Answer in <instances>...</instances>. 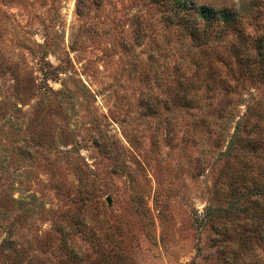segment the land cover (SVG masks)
Instances as JSON below:
<instances>
[{
	"label": "rangeland",
	"instance_id": "374dc122",
	"mask_svg": "<svg viewBox=\"0 0 264 264\" xmlns=\"http://www.w3.org/2000/svg\"><path fill=\"white\" fill-rule=\"evenodd\" d=\"M187 2L247 39L158 0H0V264H264L263 212L202 220L239 185L237 122L262 125L264 0Z\"/></svg>",
	"mask_w": 264,
	"mask_h": 264
},
{
	"label": "trees",
	"instance_id": "16d2710c",
	"mask_svg": "<svg viewBox=\"0 0 264 264\" xmlns=\"http://www.w3.org/2000/svg\"><path fill=\"white\" fill-rule=\"evenodd\" d=\"M162 4L170 6L173 17L183 23L196 41L206 44L214 38L224 39L234 34L241 40L247 39L244 26L240 18H245L236 9H215L211 6L196 7L193 2L187 0H158ZM188 16V18H187ZM256 45V53L261 58V76L264 79V36L260 35L253 41ZM240 59H243L241 57ZM242 65H247L248 60H241ZM263 111V110H262ZM252 113L237 122L235 132L230 137L227 151L223 154L225 160L232 169L230 180H238L239 185L229 186L225 191L222 186L226 206L210 205L205 208L202 218L204 223H209L218 217L215 214H227L241 210L252 211V215L259 211L264 214V117H259V122L251 124ZM229 169V170H230ZM263 205H261V202ZM242 206V207H241Z\"/></svg>",
	"mask_w": 264,
	"mask_h": 264
}]
</instances>
